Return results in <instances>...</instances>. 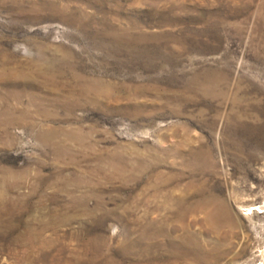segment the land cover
Wrapping results in <instances>:
<instances>
[{"label": "rangeland", "instance_id": "374dc122", "mask_svg": "<svg viewBox=\"0 0 264 264\" xmlns=\"http://www.w3.org/2000/svg\"><path fill=\"white\" fill-rule=\"evenodd\" d=\"M0 264H264V0H0Z\"/></svg>", "mask_w": 264, "mask_h": 264}]
</instances>
